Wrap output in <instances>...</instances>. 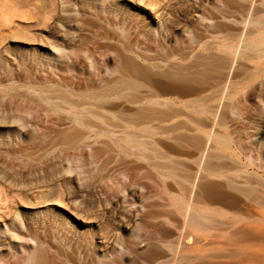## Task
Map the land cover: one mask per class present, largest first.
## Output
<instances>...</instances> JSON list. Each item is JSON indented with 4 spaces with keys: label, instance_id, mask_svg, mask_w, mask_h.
Wrapping results in <instances>:
<instances>
[{
    "label": "rangeland",
    "instance_id": "1",
    "mask_svg": "<svg viewBox=\"0 0 264 264\" xmlns=\"http://www.w3.org/2000/svg\"><path fill=\"white\" fill-rule=\"evenodd\" d=\"M263 7L0 0V264H264Z\"/></svg>",
    "mask_w": 264,
    "mask_h": 264
},
{
    "label": "bare ground",
    "instance_id": "2",
    "mask_svg": "<svg viewBox=\"0 0 264 264\" xmlns=\"http://www.w3.org/2000/svg\"><path fill=\"white\" fill-rule=\"evenodd\" d=\"M264 8V7H263ZM258 9V8H257ZM257 9L255 8V11H256V13H258V16H259V13H261L260 12V9L257 11ZM250 12V11H249ZM252 12H254V9H253V11ZM251 13V12H250ZM253 14V13H252ZM255 15H257V14H255ZM248 16V15H247ZM250 16V15H249ZM157 18V17H156ZM250 18V17H249ZM158 19V18H157ZM247 22H249V21H247ZM252 26V27H249V30H247V32H246V34L245 35H243V37L244 38H246L247 37V34H252V33H255V32H257V33H260L261 32V30L264 28V19H263V17H260L258 20H256V21H251V22H249L248 24H247V26ZM262 42H264V33H260L254 40H253V42H250L249 44H248V46H250L251 48H252V50L254 51V50H256L258 53H259V55H262L261 53H263V50L261 49V43ZM246 45V44H245ZM246 47V46H245ZM245 47H243V50L245 49ZM251 50V49H250ZM240 51H241V49H240ZM255 52V51H254ZM238 53H239V51H238ZM249 54V53H248ZM247 54V52L245 51V52H241V55H242V57H243V55H247V56H249ZM240 55V54H239ZM250 55H252L251 53H250ZM220 56V55H219ZM253 56V55H252ZM255 56V55H254ZM227 58V57H226ZM251 58V57H250ZM64 59V58H63ZM210 59V58H209ZM192 64V63H191ZM191 73V72H190ZM171 77V76H170ZM189 79V78H188ZM187 85V84H186ZM188 87V86H187ZM116 88L117 87H115L114 89L112 88V90H111V88H110V91L111 92H109V91H107V92H103V93H101V92H99V93H101V94H98L97 96L98 97H100V98H106L108 95H109V93H114V92H116ZM106 90V89H105ZM108 90V89H107ZM104 91V90H103ZM194 91V90H193ZM218 93V92H217ZM49 94V93H48ZM89 95V94H88ZM70 96V95H69ZM68 95H64L63 96V94H62V97L64 98V99H66V100H68V97H69ZM87 96V95H86ZM97 96L95 97V98H97ZM71 97V96H70ZM88 97V96H87ZM135 97V96H134ZM71 98H73V97H71ZM79 98V97H78ZM92 100V99H91ZM85 101V100H84ZM95 101V100H94ZM204 101V100H203ZM209 101V100H208ZM65 102V101H64ZM76 101H74V103H75ZM104 102V101H103ZM70 103H73V102H70ZM101 103V102H100ZM67 104H68V101H67ZM81 104V103H80ZM83 104V103H82ZM102 104V103H101ZM101 104H100V107H101ZM104 104V103H103ZM79 105V104H78ZM77 105V106H78ZM84 105V104H83ZM97 105V104H96ZM105 105H106V103H105ZM109 105V104H108ZM108 105H107V107H108ZM72 106H73V104H72ZM98 106V105H97ZM80 107H82V105L80 106ZM85 107V106H84ZM105 107V106H104ZM103 107V108H104ZM148 107V106H147ZM146 107V108H147ZM155 107V106H154ZM171 107V106H170ZM106 108V107H105ZM66 110V109H65ZM73 110V109H72ZM84 110V109H83ZM205 110H206V108H205ZM81 111V110H80ZM93 111V110H92ZM158 111V110H157ZM75 112V111H74ZM73 112V114H75ZM100 112V111H99ZM159 112V111H158ZM76 113H77V111H76ZM78 113H79V111H78ZM82 114H83V112H81ZM85 113V112H84ZM82 114L81 115H79L80 116V118H79V122H77V124L79 123V124H81L82 126H86V125H88V123H89V121H88V119H87V113H85L86 115H84V117L82 116ZM89 114V113H88ZM90 114H92V113H90ZM101 114V113H100ZM137 114H139V115H142L143 116V118H145V119H149L150 117H152L153 116V114L152 113H149V112H145L144 111V113L143 114H140V113H137ZM155 114V113H154ZM180 114V113H179ZM95 115V114H94ZM98 115V114H97ZM97 115H96V117H97ZM152 115V116H151ZM78 116V117H79ZM82 116V117H81ZM105 116V115H104ZM103 116V117H104ZM121 116V115H120ZM78 117H76V118H78ZM92 117V116H91ZM101 117V116H100ZM117 117V116H116ZM128 117V116H127ZM89 118V117H88ZM98 118V117H97ZM106 118V117H105ZM96 119V118H95ZM129 119H131V118H129ZM161 119H163V118H161ZM203 119V118H202ZM97 120V119H96ZM106 120V119H105ZM105 120H103V121H105ZM201 120V119H200ZM92 121V120H91ZM100 121V120H99ZM199 121V120H198ZM93 122V121H92ZM144 122V121H143ZM199 122H201V121H199ZM91 123V122H90ZM92 124V123H91ZM107 124V123H106ZM121 124V123H120ZM182 124V123H181ZM184 124V123H183ZM201 124V123H200ZM88 126H90V125H88ZM97 126V125H96ZM106 126V125H105ZM142 126V125H141ZM147 127V126H146ZM105 128V127H104ZM179 128V127H178ZM108 129V128H107ZM188 129V128H187ZM109 131V130H108ZM190 135V134H189ZM69 137V136H68ZM121 138V137H120ZM174 138V137H173ZM71 139V138H70ZM72 141V140H71ZM157 141V140H156ZM66 142V141H65ZM149 142H151V141H149ZM182 142V141H181ZM197 143L199 144V145H201L202 147H204L203 145H205L204 143H203V141L202 140H197ZM147 144H149V143H147ZM151 145V144H150ZM141 146V145H140ZM126 147V146H125ZM148 147V146H147ZM154 147V146H153ZM214 147V146H213ZM200 149V148H199ZM173 152V151H172ZM215 155V154H214ZM217 156V155H216ZM158 157V156H157ZM160 157V156H159ZM214 159V158H213ZM219 159V158H218ZM201 160V159H200ZM205 162V161H204ZM158 164V163H157ZM210 165H212V163L210 164ZM219 166H220V164H219ZM207 167V166H206ZM212 167H213V165H212ZM218 167V166H217ZM216 170V169H215ZM220 171V170H219ZM178 173V172H177ZM203 175V174H202ZM174 176V175H173ZM174 178V177H173ZM171 182V181H170ZM215 183V182H214ZM171 184V183H170ZM211 185V184H210ZM133 209V208H132ZM131 209V210H132ZM133 211V210H132ZM131 212V211H130ZM191 214V213H190ZM192 214H195V213H192ZM191 214V215H192ZM132 215H133V213H132ZM1 216V215H0ZM196 215H194V217H195ZM193 217V215H192V217L190 216V218L194 221V220H196L197 219V216H196V219ZM190 219V221H192ZM192 221V222H193ZM34 256V255H33ZM33 256H30V259L31 258H33ZM40 257V256H39ZM41 259V258H40Z\"/></svg>",
    "mask_w": 264,
    "mask_h": 264
}]
</instances>
